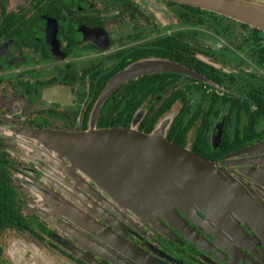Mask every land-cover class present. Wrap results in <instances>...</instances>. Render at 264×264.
<instances>
[{
	"label": "flooded vegetation",
	"instance_id": "af4514ba",
	"mask_svg": "<svg viewBox=\"0 0 264 264\" xmlns=\"http://www.w3.org/2000/svg\"><path fill=\"white\" fill-rule=\"evenodd\" d=\"M163 118L168 141L232 181L233 204L140 214L66 158L18 151V131L150 133ZM261 142L263 30L176 0H0V264H264V179L247 174L264 150L234 155ZM23 171L62 187L68 212L37 213Z\"/></svg>",
	"mask_w": 264,
	"mask_h": 264
},
{
	"label": "water",
	"instance_id": "95a60500",
	"mask_svg": "<svg viewBox=\"0 0 264 264\" xmlns=\"http://www.w3.org/2000/svg\"><path fill=\"white\" fill-rule=\"evenodd\" d=\"M176 1L215 11L264 31V0ZM135 68L116 75L102 98L114 85L148 69ZM168 68L177 69L174 65ZM42 138L55 157L66 158L71 168L93 181L111 201L140 214H145L149 207L167 210L173 205L189 208L194 205L216 214L219 206L234 202L237 188L225 178L218 165L174 145L158 127L150 133L111 128L43 133ZM260 150H264V142L234 155ZM247 174L264 179L263 169H250ZM59 200L51 204L61 206L62 199ZM64 208L62 211L66 214L68 209L65 205Z\"/></svg>",
	"mask_w": 264,
	"mask_h": 264
},
{
	"label": "rangeland",
	"instance_id": "374dc122",
	"mask_svg": "<svg viewBox=\"0 0 264 264\" xmlns=\"http://www.w3.org/2000/svg\"><path fill=\"white\" fill-rule=\"evenodd\" d=\"M254 1H261V0H254ZM167 119L163 118L160 122V124L157 126L158 130L160 132H163L166 125H167ZM18 136H27L29 138L28 143H25V149H18V151H20V154H24L25 157H33V158H39L42 159V161H44L45 163L49 164V163H53L52 161H50V158H48L47 153H48V148L46 147V143L44 142L43 138L41 139V135L40 133H22V132H17ZM15 140L18 142L19 138H15ZM35 141H40V144H36ZM23 143V142H21ZM49 152L51 153L52 151L49 150ZM53 155L50 154L51 157L55 156L54 152L52 153ZM24 158H22L23 160ZM26 160V159H24ZM28 161V160H27ZM30 163L33 164V162L30 161ZM46 164V165H47ZM50 164V165H51ZM42 171V170H41ZM30 174L27 171H23L17 178H16V182L20 183V184H24L28 187H30L31 191H34L37 196V199L34 201H32L33 203V208L36 209L38 212L37 213H41L43 214L44 210L47 209H51V201L53 200H58V199H63L65 198L62 194H64L65 190L62 189V187H51L50 185H47V187L44 186H40L39 184L33 182L31 179L27 178L28 175ZM43 217V216H42ZM21 245L17 242L15 244V255L16 258H21ZM16 264H21V262L16 261Z\"/></svg>",
	"mask_w": 264,
	"mask_h": 264
}]
</instances>
